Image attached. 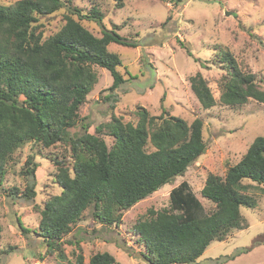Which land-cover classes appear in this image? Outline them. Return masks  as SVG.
Masks as SVG:
<instances>
[{
  "label": "trees",
  "instance_id": "obj_1",
  "mask_svg": "<svg viewBox=\"0 0 264 264\" xmlns=\"http://www.w3.org/2000/svg\"><path fill=\"white\" fill-rule=\"evenodd\" d=\"M114 1L117 8L123 6L122 0ZM64 5V0L0 4V181L11 154L25 143L33 141L44 148L56 142L70 146L71 167L63 159L55 160L54 179L60 192L38 209L39 223L34 231L47 247L57 249L87 209L101 224H118L124 210L183 175L206 150L202 120L196 117L188 123L169 114L163 106L158 115L137 107L134 121L112 116L97 124L93 133L82 117V130L71 133L70 129L79 122L80 106L97 82L92 66L108 70L112 76L109 89L118 88L125 81L118 70L121 59L109 45L135 47L139 41L104 26L99 35L92 33L72 15L102 25L103 13L92 8L82 14L73 6H69L71 12L62 26L44 37L34 23L39 16ZM179 43L190 55L187 46ZM215 57L225 68L219 96L222 103L236 106L254 99L264 104V90L254 72L241 69L227 49H218ZM189 85L204 109L215 104L200 72L189 77ZM103 135L113 138L111 145H107ZM37 166L29 155L23 171L27 185L21 192L27 200L36 195ZM252 187L264 192V134L254 137L223 176L207 174L200 191L213 202L211 211L206 212L188 182L181 181L170 189L168 207L149 208L132 226L143 251L135 253L126 243H119V247L149 264L194 262L212 241H221L231 230L245 227L240 209L256 206ZM15 193L19 195L18 189L12 187L10 194ZM17 225L23 232L28 231L19 219ZM247 250L242 248L238 253ZM233 257L225 256L220 263ZM115 263L108 251L96 252L88 260V264ZM73 264H83L81 252Z\"/></svg>",
  "mask_w": 264,
  "mask_h": 264
},
{
  "label": "rangeland",
  "instance_id": "obj_2",
  "mask_svg": "<svg viewBox=\"0 0 264 264\" xmlns=\"http://www.w3.org/2000/svg\"><path fill=\"white\" fill-rule=\"evenodd\" d=\"M15 1L0 0V4L10 5ZM122 1L123 6L117 8L114 0H64L63 7L39 16L34 23L37 31L48 37L65 22V16L71 12L69 6L79 8L82 14L97 8L103 13L102 25L72 16L79 18V22L96 35L104 26L139 41L135 47L109 45L121 59L118 70L125 81L118 88L109 89L112 76L108 70L92 66L97 82L80 106L79 122L70 129L71 133L81 131L82 122H88V130L93 133L97 124L109 121L112 116L134 121L137 107L158 115L163 106L169 114L188 123L196 117L202 120L206 150L183 175L174 177L170 183L124 210L118 224H101L91 215V209H87L63 236L57 249L47 247L34 231L39 223L38 209L60 192L54 179L55 160L63 159L71 167L70 146L56 142L44 148L33 141L25 143L11 154L0 181V264H73L79 252L83 255V264H88L91 255L103 251L115 257V264H149L139 255H129L119 247V243H126L135 253L143 251L144 246L132 228L135 221L149 208L168 207V193L181 181H187L205 211H211L213 202L200 191L207 174L223 176L254 137L264 134V104L254 99L236 106L220 101L225 68L215 57L218 49H227L241 69L255 73L264 90V0ZM179 42L187 46L190 55ZM201 63L206 66L202 67ZM196 72L207 80L215 98L210 108L204 109L190 89L189 77ZM102 137L111 145L112 137ZM29 155L38 163L33 200L21 196L27 185L23 171ZM12 187L18 189L19 195L10 194ZM251 192L256 206L241 207L244 228L231 230L221 241H212L194 262L177 264H264V192L260 187H252ZM18 219L27 232L18 227ZM242 248L249 250L238 253ZM232 255V259L220 263L222 258Z\"/></svg>",
  "mask_w": 264,
  "mask_h": 264
}]
</instances>
